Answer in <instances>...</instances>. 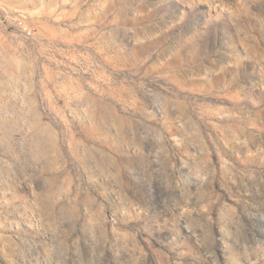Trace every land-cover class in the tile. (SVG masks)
<instances>
[{
	"label": "rangeland",
	"instance_id": "1",
	"mask_svg": "<svg viewBox=\"0 0 264 264\" xmlns=\"http://www.w3.org/2000/svg\"><path fill=\"white\" fill-rule=\"evenodd\" d=\"M262 249L264 0H0V264Z\"/></svg>",
	"mask_w": 264,
	"mask_h": 264
},
{
	"label": "clouds",
	"instance_id": "2",
	"mask_svg": "<svg viewBox=\"0 0 264 264\" xmlns=\"http://www.w3.org/2000/svg\"><path fill=\"white\" fill-rule=\"evenodd\" d=\"M135 15H140L139 13H135ZM23 54L18 51L17 49H13L11 53V59L13 61V66L16 68H20L23 64L22 60ZM30 67V65H29ZM21 112H23V106L21 108ZM6 122H12L13 124L16 123V114L15 113H9L6 117ZM20 123H21V128L20 130L23 132V136L21 137V144H24L28 139H29V134L33 132L34 128L33 125L31 124L30 120L28 119V114L24 113V115L20 118ZM50 135L54 138L56 133L54 130L50 132ZM158 135L159 142L162 144L163 143V137ZM75 153H73L74 155ZM207 176L204 177L205 180H207ZM200 179V177H199ZM10 226H15L16 228H20L21 225L15 221H10L9 222ZM28 227H35V225H28ZM259 247V245H257ZM264 251V249H262Z\"/></svg>",
	"mask_w": 264,
	"mask_h": 264
},
{
	"label": "built area",
	"instance_id": "3",
	"mask_svg": "<svg viewBox=\"0 0 264 264\" xmlns=\"http://www.w3.org/2000/svg\"><path fill=\"white\" fill-rule=\"evenodd\" d=\"M25 31L27 32V34L31 35V32L27 30L26 28H25Z\"/></svg>",
	"mask_w": 264,
	"mask_h": 264
}]
</instances>
